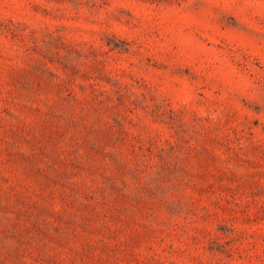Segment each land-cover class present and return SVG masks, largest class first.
I'll return each mask as SVG.
<instances>
[{"label":"rangeland","instance_id":"374dc122","mask_svg":"<svg viewBox=\"0 0 264 264\" xmlns=\"http://www.w3.org/2000/svg\"><path fill=\"white\" fill-rule=\"evenodd\" d=\"M0 264H264V0H0Z\"/></svg>","mask_w":264,"mask_h":264}]
</instances>
